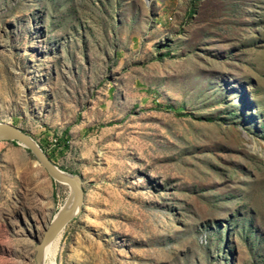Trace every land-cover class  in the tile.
<instances>
[{"label": "rangeland", "instance_id": "374dc122", "mask_svg": "<svg viewBox=\"0 0 264 264\" xmlns=\"http://www.w3.org/2000/svg\"><path fill=\"white\" fill-rule=\"evenodd\" d=\"M0 122L82 181L46 263L264 264V0H0ZM69 194L0 141V264Z\"/></svg>", "mask_w": 264, "mask_h": 264}, {"label": "water", "instance_id": "95a60500", "mask_svg": "<svg viewBox=\"0 0 264 264\" xmlns=\"http://www.w3.org/2000/svg\"><path fill=\"white\" fill-rule=\"evenodd\" d=\"M3 140L13 141L24 146L32 153L36 162L43 167L51 179L66 184L71 189L72 199L68 207L53 216L36 242L34 264H43L45 246L80 209L84 195L82 181L80 176L61 170L29 134L9 122H0V141Z\"/></svg>", "mask_w": 264, "mask_h": 264}, {"label": "bare ground", "instance_id": "6f19581e", "mask_svg": "<svg viewBox=\"0 0 264 264\" xmlns=\"http://www.w3.org/2000/svg\"><path fill=\"white\" fill-rule=\"evenodd\" d=\"M70 189V188H69ZM71 199H72V193H71V189H70V194L68 195V197H67V199H65L66 201H65V203L61 206V208H59V210H58V212L57 213H59V212H62V211H64L67 207H68V205H69V203H70V201H71ZM61 231V230H60ZM59 231V232H60ZM59 232L57 233V235L45 246V251H44V260H43V264H48V263H46L45 262V255L47 256V254L52 250V249H54L56 246H57V242H58V239H59ZM51 263V262H50ZM52 264V263H51Z\"/></svg>", "mask_w": 264, "mask_h": 264}, {"label": "trees", "instance_id": "16d2710c", "mask_svg": "<svg viewBox=\"0 0 264 264\" xmlns=\"http://www.w3.org/2000/svg\"><path fill=\"white\" fill-rule=\"evenodd\" d=\"M64 132H65V133H67V131H66V130H65ZM63 146H64V147H66V146H67V144H66V143H63ZM28 151H29V150H28Z\"/></svg>", "mask_w": 264, "mask_h": 264}]
</instances>
